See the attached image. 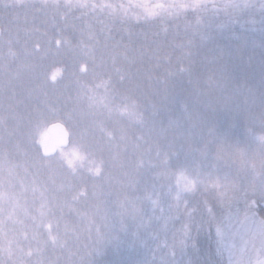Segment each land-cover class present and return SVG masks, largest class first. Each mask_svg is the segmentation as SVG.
<instances>
[{
    "label": "trees",
    "instance_id": "obj_1",
    "mask_svg": "<svg viewBox=\"0 0 264 264\" xmlns=\"http://www.w3.org/2000/svg\"><path fill=\"white\" fill-rule=\"evenodd\" d=\"M252 220L264 0H0V264H230Z\"/></svg>",
    "mask_w": 264,
    "mask_h": 264
},
{
    "label": "water",
    "instance_id": "obj_2",
    "mask_svg": "<svg viewBox=\"0 0 264 264\" xmlns=\"http://www.w3.org/2000/svg\"><path fill=\"white\" fill-rule=\"evenodd\" d=\"M47 139L43 145L42 154L44 157H51L58 153L60 149H66L70 145V133L67 127L61 122H54L46 128ZM259 239L260 247L237 251V257H232L230 264H264V225H260ZM231 259V257H229Z\"/></svg>",
    "mask_w": 264,
    "mask_h": 264
},
{
    "label": "rangeland",
    "instance_id": "obj_3",
    "mask_svg": "<svg viewBox=\"0 0 264 264\" xmlns=\"http://www.w3.org/2000/svg\"><path fill=\"white\" fill-rule=\"evenodd\" d=\"M45 137L47 136L45 135ZM259 228V223L252 220L248 226L240 224L237 228L227 231L222 236V246L225 253L230 254L231 257H237L236 253L239 249H241L240 251H244V249H248V246L252 249V244H254L255 250L258 249L260 247ZM227 262L231 263L229 260Z\"/></svg>",
    "mask_w": 264,
    "mask_h": 264
}]
</instances>
